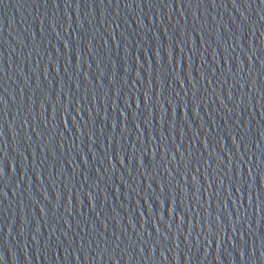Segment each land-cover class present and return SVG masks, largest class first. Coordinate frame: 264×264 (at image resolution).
Listing matches in <instances>:
<instances>
[{"label": "water", "instance_id": "1", "mask_svg": "<svg viewBox=\"0 0 264 264\" xmlns=\"http://www.w3.org/2000/svg\"><path fill=\"white\" fill-rule=\"evenodd\" d=\"M0 264H264V0H0Z\"/></svg>", "mask_w": 264, "mask_h": 264}]
</instances>
